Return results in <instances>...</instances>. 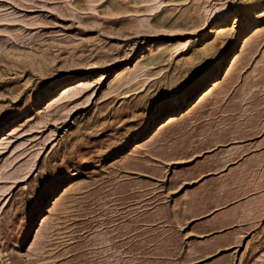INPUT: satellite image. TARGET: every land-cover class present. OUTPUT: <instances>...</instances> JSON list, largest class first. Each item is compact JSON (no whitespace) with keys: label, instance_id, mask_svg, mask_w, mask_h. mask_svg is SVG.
Instances as JSON below:
<instances>
[{"label":"rangeland","instance_id":"rangeland-1","mask_svg":"<svg viewBox=\"0 0 264 264\" xmlns=\"http://www.w3.org/2000/svg\"><path fill=\"white\" fill-rule=\"evenodd\" d=\"M0 264H264V0H0Z\"/></svg>","mask_w":264,"mask_h":264}]
</instances>
